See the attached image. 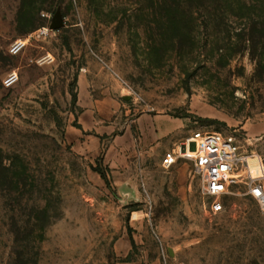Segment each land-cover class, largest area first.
Masks as SVG:
<instances>
[{"label":"rangeland","instance_id":"374dc122","mask_svg":"<svg viewBox=\"0 0 264 264\" xmlns=\"http://www.w3.org/2000/svg\"><path fill=\"white\" fill-rule=\"evenodd\" d=\"M234 15L264 0H0V264H264L255 199L237 188L213 214L189 162L162 166L198 132L264 161V41ZM80 87L105 101L97 131Z\"/></svg>","mask_w":264,"mask_h":264},{"label":"built area","instance_id":"2783aa9c","mask_svg":"<svg viewBox=\"0 0 264 264\" xmlns=\"http://www.w3.org/2000/svg\"><path fill=\"white\" fill-rule=\"evenodd\" d=\"M47 33L46 29L39 36ZM28 45V40L15 41L10 49L17 55ZM19 82L16 71L7 75L3 84L10 88ZM195 150H192V145ZM179 161L192 166L194 177L199 181L201 195L209 200V211L213 214L225 210V200L237 188H243L244 195L257 201L264 213V161L249 151L233 136L220 133L198 132L178 148L165 154L162 166L170 169ZM254 162V163H253Z\"/></svg>","mask_w":264,"mask_h":264},{"label":"crops","instance_id":"0c3cea01","mask_svg":"<svg viewBox=\"0 0 264 264\" xmlns=\"http://www.w3.org/2000/svg\"><path fill=\"white\" fill-rule=\"evenodd\" d=\"M78 105L82 109V117H88L92 119V124H91L92 126H89V128L86 126L84 127V130L88 131V129L89 130L95 129L97 131L98 125L100 124V122L96 120V118L100 120V117H105L106 115L105 101H102L100 99H95V98L88 99L86 92L84 91V88L80 87L79 94H78ZM141 119L142 118H139L134 121V123L138 127H140ZM146 121L148 122V125H150V128H152V132H153L155 139L158 140L160 137H164L165 135H170L169 134L170 132L169 131L166 132L163 128L164 124H166V120L163 117L149 115L146 117ZM97 135L100 136V134H97ZM99 136L97 137L91 136L92 137L91 139H92L93 144H98V146L99 145L101 146V139ZM134 154L135 152L132 155ZM111 167L112 166H110V168Z\"/></svg>","mask_w":264,"mask_h":264},{"label":"trees","instance_id":"16d2710c","mask_svg":"<svg viewBox=\"0 0 264 264\" xmlns=\"http://www.w3.org/2000/svg\"><path fill=\"white\" fill-rule=\"evenodd\" d=\"M198 1V3H202V0H196ZM201 5H197V7H200ZM247 10L248 7L246 8ZM220 15H224V13L222 14H218L216 16H220ZM236 17L237 20H244V21H247L246 23H243V26L244 28L238 32H236V36L237 37H240V36H243V38H247V41L248 42H252V43H262V41H264V18L262 17H253L251 15L249 16H242V15H234ZM224 25H228L225 23H223ZM175 32H184V33H187L185 30H183L184 28H182L181 26H176L175 28ZM257 39V41H256ZM79 129L80 126H78ZM8 171L7 167L2 164H0V186L3 184V182L8 179L7 176H6V172ZM100 176L101 178L105 181V183L107 185H109V180H108V177L107 175L101 170V169H97L95 170ZM132 245L134 246L135 243L134 241L132 240Z\"/></svg>","mask_w":264,"mask_h":264},{"label":"water","instance_id":"95a60500","mask_svg":"<svg viewBox=\"0 0 264 264\" xmlns=\"http://www.w3.org/2000/svg\"><path fill=\"white\" fill-rule=\"evenodd\" d=\"M192 150H195V145L194 144L192 145Z\"/></svg>","mask_w":264,"mask_h":264},{"label":"bare ground","instance_id":"6f19581e","mask_svg":"<svg viewBox=\"0 0 264 264\" xmlns=\"http://www.w3.org/2000/svg\"><path fill=\"white\" fill-rule=\"evenodd\" d=\"M179 146L177 147L176 151H178ZM256 155V154H255ZM254 163V162H253Z\"/></svg>","mask_w":264,"mask_h":264}]
</instances>
